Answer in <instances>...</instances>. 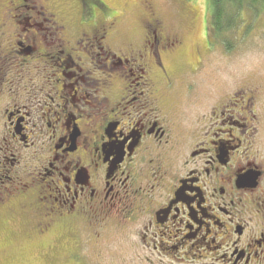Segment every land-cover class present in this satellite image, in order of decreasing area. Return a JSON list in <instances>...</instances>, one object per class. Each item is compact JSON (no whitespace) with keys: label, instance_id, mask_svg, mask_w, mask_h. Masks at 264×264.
Returning a JSON list of instances; mask_svg holds the SVG:
<instances>
[{"label":"flooded vegetation","instance_id":"flooded-vegetation-1","mask_svg":"<svg viewBox=\"0 0 264 264\" xmlns=\"http://www.w3.org/2000/svg\"><path fill=\"white\" fill-rule=\"evenodd\" d=\"M42 1L8 0L0 17V25L10 17L18 27L12 39L0 35V70L21 72L33 64L34 83L43 86L0 103L2 130L10 133L0 147V202L2 192L11 196L6 179L22 199L27 192L37 194L30 203L39 205L35 224L42 230L50 231L53 220L67 221L75 239L80 228L71 221L98 238L111 226L128 228L133 236L141 234L130 239L139 264H154L156 258L264 264V158L247 157L243 118L222 114L221 122L209 116L206 125L186 126L164 107L155 70L166 86L173 84L162 56L174 51L179 38L164 33L151 14L141 46L118 55L110 50L107 31L113 23L81 29L75 21L67 35L64 24L37 9ZM82 53L94 54L96 62L88 65ZM126 65L139 75L124 86L133 74ZM117 74L125 80L110 100ZM6 75L0 74V86ZM11 78L0 98L4 90L11 95L26 88ZM35 133L50 142L38 146L35 153L42 158L31 170L23 160L21 166L19 152L32 146ZM35 176L46 193L32 188Z\"/></svg>","mask_w":264,"mask_h":264},{"label":"rangeland","instance_id":"rangeland-1","mask_svg":"<svg viewBox=\"0 0 264 264\" xmlns=\"http://www.w3.org/2000/svg\"><path fill=\"white\" fill-rule=\"evenodd\" d=\"M7 2L8 0H0V17L3 11L5 14ZM99 4L102 8H99ZM41 5L43 8L39 6L37 9L43 11L46 17L64 24L67 35L73 34L75 21L78 22V27H99V23L110 21L114 24L107 30L112 38L110 50L118 55L141 46L146 33V22L153 14V17L161 22L164 33L179 38V44L175 46L174 51L162 56L164 67L174 78L173 84L166 86L165 81L161 79L164 76L159 69L155 70L160 76L157 86L160 95H164L165 109H170L176 116H180L179 120L184 122V125L194 127L206 125L209 116L212 120L221 122L222 114L225 117L228 114L239 115L243 118L240 122L247 125L244 135L245 149L249 145L248 151L246 150L247 157L264 158L263 10L245 8L239 15L237 26L225 31V34L223 32L215 36L211 30L210 0H43ZM9 20L10 17L2 19L3 24L0 25V35H4L7 40L12 39L18 31V27ZM21 23H25V20L21 19ZM51 24L49 21L48 26ZM86 54L81 55L87 57L88 65L96 62L94 54ZM8 56L9 53L6 52L4 57ZM24 68L25 66L21 68V72L14 67L5 66L0 70V74H7L0 89L9 83L12 74L21 87H26L17 94L11 92V95L4 90L0 103L7 102L9 96L21 98L27 96L28 91L38 93L39 86L43 87L40 81L34 83L37 79L32 73L33 64ZM126 68L133 74L127 76L130 81L125 82L124 86L133 84L134 78L139 75L135 67L126 65ZM116 78L119 80L114 81L112 85L110 100L115 99L119 83L125 80L120 74H117ZM132 89L129 87L130 91ZM248 90L254 91L252 96ZM247 98L253 101L250 107H247ZM3 107L5 105L0 107V147L4 136L10 138L8 129L5 127L6 129L2 130V122L5 125L6 121ZM31 142L32 146L26 150L21 149L19 153L21 166L23 160L34 170L42 158L41 154L35 151L39 145L48 146L50 140L47 136L42 137L41 134L35 133L29 138V143ZM243 147L244 145L240 150ZM256 162L260 163L258 160ZM27 171L31 172L28 169ZM4 180L11 196L6 194L7 191L2 192L5 195L2 196L3 202H0V264H139L134 261L135 247L130 239L141 234L133 236L128 228L111 226L100 230L101 236L98 238L91 231L84 230L80 222L71 221L70 223L76 225L73 228H80V236L74 239L73 235L67 232L68 222L63 225L56 220L51 221L50 231H46L45 226L42 230V227L35 224L37 217L34 208L38 204L30 203L35 200L37 194L27 192L24 200L19 193L11 190L15 187L14 183ZM35 180L37 185L32 188L36 189V192L40 190L42 194L46 193L45 184L38 183L41 181L37 180V176ZM22 200L27 203L23 207L20 205ZM161 261L156 258L154 264L211 263L209 260L201 261L198 258H184V262L173 263L166 259Z\"/></svg>","mask_w":264,"mask_h":264},{"label":"trees","instance_id":"trees-1","mask_svg":"<svg viewBox=\"0 0 264 264\" xmlns=\"http://www.w3.org/2000/svg\"><path fill=\"white\" fill-rule=\"evenodd\" d=\"M210 5L211 30L215 36L237 26L239 15L245 8L264 11V0H210ZM99 8H102L101 4Z\"/></svg>","mask_w":264,"mask_h":264}]
</instances>
